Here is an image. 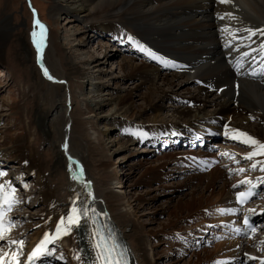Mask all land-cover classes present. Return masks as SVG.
Returning a JSON list of instances; mask_svg holds the SVG:
<instances>
[{
	"label": "bare ground",
	"instance_id": "1",
	"mask_svg": "<svg viewBox=\"0 0 264 264\" xmlns=\"http://www.w3.org/2000/svg\"><path fill=\"white\" fill-rule=\"evenodd\" d=\"M51 1V19L68 13L83 25L80 36L73 38L77 47L69 48L59 41L58 27H51V19L44 22L36 15L46 26L42 62L53 80L37 62L31 37L35 26L19 35L1 37L0 33V61H9L15 70L25 124V134L12 151L18 152L22 171L13 177L5 174L0 183L8 181L17 192L28 194L24 180H34L44 206L40 228L23 244L20 260L27 259L44 232L54 231L79 193L78 204L87 203L107 214L97 219L127 249L128 264H160L165 252L173 256L169 264H262L264 221L259 224L260 238L235 239L228 231L244 210L264 212V171L249 166L251 161L243 154L251 148L226 137L224 125L264 142V52L260 47L264 0ZM7 19L0 20V30L9 27ZM246 29L255 34L249 36ZM92 30L99 36L109 34L120 47L116 50L132 52V57L117 63L121 78L137 79V91L146 88L136 95L142 104L135 102L131 90L109 89L110 84L119 83L105 69L109 55L101 61L84 50ZM13 44L18 48L14 54ZM189 84L195 87L193 92L186 87ZM172 88L186 95L181 97ZM168 96L180 104L173 106L175 121L159 114ZM105 105L106 115L111 113L108 118L98 115ZM112 128L122 140L118 143L121 150L141 147L128 152L134 160L126 166L112 161L117 152L115 139L109 137ZM186 137L192 142L220 140L207 149L178 145ZM143 153H156V157L149 159ZM255 159L264 161V156ZM240 168L245 171L239 172ZM80 169L82 175L73 179L71 173ZM245 177L250 183H238ZM85 181L91 182L88 189ZM259 183L261 201L238 209L235 193ZM88 191L94 199H87ZM162 193L166 194L164 203L156 206ZM142 208L165 219L151 215L145 219ZM95 227L82 219L79 230L56 242L61 252L47 262L90 264L95 257L91 239ZM7 245L0 251L18 248ZM76 253L80 260L74 259ZM61 255L63 259L55 258Z\"/></svg>",
	"mask_w": 264,
	"mask_h": 264
},
{
	"label": "rangeland",
	"instance_id": "2",
	"mask_svg": "<svg viewBox=\"0 0 264 264\" xmlns=\"http://www.w3.org/2000/svg\"><path fill=\"white\" fill-rule=\"evenodd\" d=\"M51 3V0H0V20L8 16L6 23L7 25H9L6 30H0L1 37L3 35H19L27 29H32L34 27V13L35 17L36 15H38L39 18L44 22H47L46 20H50L51 18L49 17L48 12ZM50 21L52 23V28L55 26L58 27L56 32L59 36V41L63 45L69 48L77 47V42L73 41V38H75L76 36H80L79 29L83 27V25L76 16L68 13H60L56 16V19H51ZM73 33L74 36L68 37ZM85 41V52H90L89 54L94 56L95 58H98L102 61L104 60L101 59L103 56L107 54L109 55V62L105 65V69L111 70L112 74L116 76V80L119 82L116 85L110 84L108 86L109 89L112 90V88L116 87V90H131L135 95V102L137 104H142L140 98L136 95H139L140 92H146V88L140 87L139 89L141 91H137V79L131 80L127 77L121 78V70H119V66L117 63L120 62L122 58L125 59L132 57V52L130 51L131 53H123L120 50H116L120 49L117 41L112 39L111 36L107 33H102V35L99 36L98 33L96 34V32L92 30L89 32L88 37L85 38ZM13 45V50L11 51L12 54H14V52H16V50L18 49L16 44ZM138 62L139 59L136 60V64ZM11 65L12 64L9 61H7L6 63L0 61V170H3L7 176L13 177L14 174L22 171L20 168H18L19 166L17 159L19 154L18 152L12 153V151L14 149V146L18 144L17 142L18 140H20L21 136L25 134V124L23 122V115L21 114L22 111H20L21 97L16 79L14 77L15 70L11 68ZM159 67L160 69H162V66ZM186 87H188L191 92H193L195 89V87L190 84L186 85ZM88 89L89 87L87 86L86 90ZM90 91H92V88ZM173 91H176V94L181 97H184L186 95L184 91ZM172 99H170V96L165 97L163 99L162 108L159 112L160 117L162 116L163 119L169 121H175L178 119L173 111V106L180 105L175 97H172ZM107 109L108 106L105 105L101 108V110L98 111V115L102 117L104 116L103 118H108L109 116H111V113L106 115ZM207 110L211 111V109L209 108ZM114 129L115 128L109 129V137L115 139L114 148H117V152L112 155V161L116 163L117 166H126L134 160L131 158V156H129L128 152H133L140 146H129L125 150H121L120 145L118 144L121 139H119L120 137L117 134V131ZM164 138L165 135L164 137H162V140ZM218 138H216L215 140L213 139V141L209 142L206 147L216 144L215 142L220 140V138ZM218 148L219 147H217V149ZM142 156H147V158L152 159L156 157V153H143ZM125 169H127V167ZM138 173L139 172H136L134 174V178L138 177ZM24 182L28 185V194H25V191L20 192V190H18L17 199L19 202L13 205L12 211L10 212L11 218L14 222V227L11 229V235H7L6 239H2V241H0V247L8 246L7 244H9L8 242L11 241L12 238L18 241L22 240L24 242L23 244H28L32 236L37 234L40 228L39 222L44 218H42L41 216L42 212H44V206L41 203L36 182L30 178L25 179ZM136 189L142 190L143 188L139 187ZM165 195V193H162L158 197L155 203L156 206H160L164 203L163 199ZM260 195L261 192L253 202L261 201ZM140 214H142L145 219H147V217L150 215L155 219H165L163 216H159L153 211L151 212L149 209L145 208L140 209ZM33 217L35 218L34 220L32 219ZM262 233L264 234V231ZM262 233L257 232V234H255L254 236L260 238L262 236ZM60 252L61 249L59 247H55V254H59ZM261 252L264 254V247L261 249ZM172 257V254L165 252L160 258V264H169ZM48 264L67 263L52 261Z\"/></svg>",
	"mask_w": 264,
	"mask_h": 264
},
{
	"label": "snow or ice",
	"instance_id": "3",
	"mask_svg": "<svg viewBox=\"0 0 264 264\" xmlns=\"http://www.w3.org/2000/svg\"><path fill=\"white\" fill-rule=\"evenodd\" d=\"M222 3L228 2V0H220ZM226 15L231 16V13ZM34 28L31 32L32 42L36 47L37 51V62L40 64L43 74L49 79L53 80L54 77L50 75L48 69L43 65L42 62V51L46 38V26L42 24L39 19L35 18L34 13ZM249 33V36L255 34L252 29H246ZM260 31V30H257ZM261 35H264V31L260 32ZM129 39H132L131 37ZM261 51L264 52V42L261 43ZM244 56H247L248 53H243ZM239 65L237 66V70ZM253 74H255L253 72ZM224 135L233 140L238 141L241 144L247 145L251 148V151L243 154V158L251 161L250 167L256 168L259 166L261 171H264V161L256 160L257 156H264V142L253 137L249 133L242 131L240 129H230L227 124L224 125ZM65 147H67L65 145ZM69 161H72V157H68ZM71 172V164L69 165ZM239 172H244L245 169H238ZM6 173L3 170H0V177L4 176ZM73 179H79V176L82 175V169L78 170V173H71ZM90 181L84 182L85 189H88ZM238 183H250L247 177L244 181H238ZM24 188H27L28 185L24 184ZM235 187V185H233ZM237 203L243 204L252 195L251 189L248 191H237L235 193ZM80 198V194L76 193L74 198L71 200V206L67 210V213L61 215L59 220L56 222L54 231L51 233L46 231L44 232L40 241L27 255L25 261L20 260L21 250L23 247V241L12 240L9 241V244L17 245L18 248L13 251H0V264H37V261L40 264H47V258L53 257L55 254V244L56 242L65 235L71 234L74 230H79L81 227V220H90L96 227L92 230L91 239L92 249L95 253V257L90 261V264H128L126 258L127 249L119 243L114 232L108 230L105 232L106 225H103L97 219L98 216H106V213L97 212V210L92 207L89 208L87 203L80 205L77 203V200ZM87 199H94L91 191L87 192ZM17 199V189L8 181L0 183V240H2L6 233L10 232L14 227V222L12 218L8 215L12 211L13 205L18 203ZM220 212H235L236 209H218ZM251 211V210H249ZM91 213V215H90ZM245 225H249L248 217L244 218ZM251 228V225H249ZM240 231V229H237ZM251 231H255V228H251ZM51 245V247H50ZM247 255V254H246ZM56 259H63V256H56ZM255 259L254 257H250ZM74 259L80 260V254L76 253ZM217 264H222L218 261ZM264 264V260H262Z\"/></svg>",
	"mask_w": 264,
	"mask_h": 264
}]
</instances>
